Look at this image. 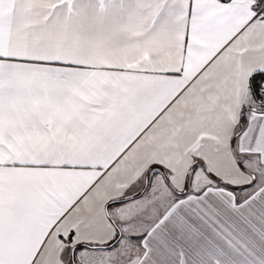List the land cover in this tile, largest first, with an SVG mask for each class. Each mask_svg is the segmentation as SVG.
<instances>
[{"label":"snow or ice","instance_id":"obj_1","mask_svg":"<svg viewBox=\"0 0 264 264\" xmlns=\"http://www.w3.org/2000/svg\"><path fill=\"white\" fill-rule=\"evenodd\" d=\"M0 264H264V0H0Z\"/></svg>","mask_w":264,"mask_h":264}]
</instances>
